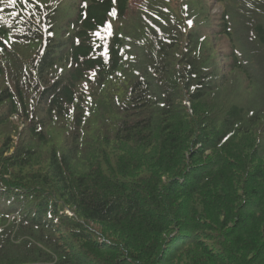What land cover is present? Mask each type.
<instances>
[{
	"label": "trees",
	"instance_id": "trees-1",
	"mask_svg": "<svg viewBox=\"0 0 264 264\" xmlns=\"http://www.w3.org/2000/svg\"><path fill=\"white\" fill-rule=\"evenodd\" d=\"M0 264H264V0H0Z\"/></svg>",
	"mask_w": 264,
	"mask_h": 264
},
{
	"label": "snow or ice",
	"instance_id": "snow-or-ice-1",
	"mask_svg": "<svg viewBox=\"0 0 264 264\" xmlns=\"http://www.w3.org/2000/svg\"><path fill=\"white\" fill-rule=\"evenodd\" d=\"M115 13L113 12V15H114ZM97 35H99V33H97Z\"/></svg>",
	"mask_w": 264,
	"mask_h": 264
}]
</instances>
